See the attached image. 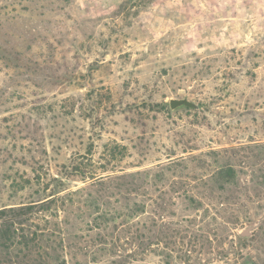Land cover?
<instances>
[{"label": "rangeland", "instance_id": "rangeland-1", "mask_svg": "<svg viewBox=\"0 0 264 264\" xmlns=\"http://www.w3.org/2000/svg\"><path fill=\"white\" fill-rule=\"evenodd\" d=\"M0 264H264V0H0Z\"/></svg>", "mask_w": 264, "mask_h": 264}, {"label": "water", "instance_id": "water-1", "mask_svg": "<svg viewBox=\"0 0 264 264\" xmlns=\"http://www.w3.org/2000/svg\"><path fill=\"white\" fill-rule=\"evenodd\" d=\"M169 105L170 108L175 111L180 108H191V109H201L203 108V105L201 103H198L194 100H191L189 97H171L169 99ZM257 227V224H251L247 225L242 231H240V234L242 236H248L251 234V232Z\"/></svg>", "mask_w": 264, "mask_h": 264}]
</instances>
